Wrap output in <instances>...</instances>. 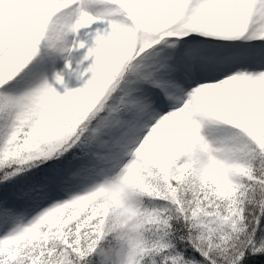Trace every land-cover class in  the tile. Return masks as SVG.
Returning <instances> with one entry per match:
<instances>
[{
  "label": "snow or ice",
  "instance_id": "snow-or-ice-1",
  "mask_svg": "<svg viewBox=\"0 0 264 264\" xmlns=\"http://www.w3.org/2000/svg\"><path fill=\"white\" fill-rule=\"evenodd\" d=\"M0 264H264V0H0Z\"/></svg>",
  "mask_w": 264,
  "mask_h": 264
}]
</instances>
